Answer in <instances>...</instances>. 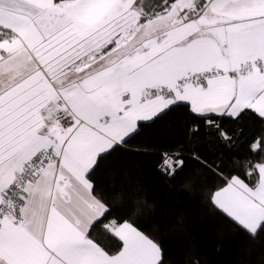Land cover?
I'll return each mask as SVG.
<instances>
[{
    "label": "snow or ice",
    "instance_id": "obj_1",
    "mask_svg": "<svg viewBox=\"0 0 264 264\" xmlns=\"http://www.w3.org/2000/svg\"><path fill=\"white\" fill-rule=\"evenodd\" d=\"M183 107L264 121V0H0V264H167L160 240L98 189L101 161ZM198 131V127L192 129ZM207 202L264 236V135ZM174 178L179 153H164ZM194 255V254H193ZM187 264H199L189 257Z\"/></svg>",
    "mask_w": 264,
    "mask_h": 264
},
{
    "label": "trees",
    "instance_id": "obj_2",
    "mask_svg": "<svg viewBox=\"0 0 264 264\" xmlns=\"http://www.w3.org/2000/svg\"><path fill=\"white\" fill-rule=\"evenodd\" d=\"M221 124L233 137L231 146L204 120L183 107L174 108L142 123L125 150L106 156L97 169L98 189L110 201L116 193L125 195L116 212L132 213L137 201L145 202L134 219L162 242L167 264H187L190 256L199 264H264V236L253 241L207 202L206 193L219 177L195 158L228 175L237 160L258 158L250 154L249 145L264 135V121L249 113ZM166 152L179 153L184 160L174 178L161 171Z\"/></svg>",
    "mask_w": 264,
    "mask_h": 264
}]
</instances>
